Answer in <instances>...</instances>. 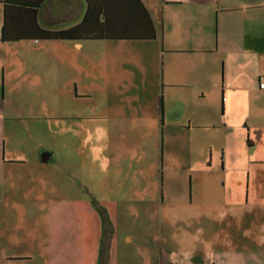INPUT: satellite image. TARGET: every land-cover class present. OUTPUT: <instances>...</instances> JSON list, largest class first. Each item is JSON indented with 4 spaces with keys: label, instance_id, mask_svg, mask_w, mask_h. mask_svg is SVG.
<instances>
[{
    "label": "crops",
    "instance_id": "1",
    "mask_svg": "<svg viewBox=\"0 0 264 264\" xmlns=\"http://www.w3.org/2000/svg\"><path fill=\"white\" fill-rule=\"evenodd\" d=\"M90 2L88 16L85 0H40L34 10L38 26L69 31L75 39L27 35L31 8L10 5L6 29L20 38L1 40L0 0V264H264V0ZM151 54L160 60L154 85L160 109L158 100L141 97L139 70ZM130 65L136 72L129 83ZM65 88L67 99L58 93ZM130 88L129 100L111 93ZM91 90L110 94L100 96L94 111H83L78 94L91 96ZM83 118L95 121L90 153L116 172L112 187L123 197L121 210L116 205L82 213L65 169L62 178L56 171L51 177L47 163L56 150L44 144V121ZM178 135L189 139L182 150L189 156L187 184L193 177L205 184L217 180L227 195L193 201L209 222L192 245L191 197L183 203L140 200L142 210L132 211L158 219L154 229L158 237L162 233L163 247L150 235L142 238L148 258H118L117 218L125 204L137 202L134 175L147 145L154 157L155 144L161 151ZM65 138L60 131L57 143ZM169 169L180 166L173 162ZM162 181L164 176L159 190ZM51 204L56 209L46 211ZM181 231L188 238L181 239ZM123 240L131 243L132 237L124 234ZM89 247L98 256L81 259Z\"/></svg>",
    "mask_w": 264,
    "mask_h": 264
},
{
    "label": "rangeland",
    "instance_id": "2",
    "mask_svg": "<svg viewBox=\"0 0 264 264\" xmlns=\"http://www.w3.org/2000/svg\"><path fill=\"white\" fill-rule=\"evenodd\" d=\"M130 61L132 62V60ZM185 62L189 63V59ZM130 66L131 70H128L127 75L129 83L134 82L133 79L136 72L132 65ZM159 69V57L151 54L139 70V76L141 75V86L143 88L141 97L155 103H157L158 100V90L154 89V85L158 81ZM92 88V85L91 87L90 84L87 85V89ZM58 93L60 97L61 94H63L67 99L69 91L65 88L60 89ZM90 93L92 94L91 96H88L89 94H84V96L80 93L78 94L80 95L78 99L81 100V102L84 101L82 105L83 111H94L100 96L102 94H110L109 92H100L99 90H91ZM111 93L115 94L119 101L129 100L134 97L131 88L126 91ZM44 122L48 124L47 127H43L44 133H47V138L44 139V144L47 145V147L56 150L55 155L47 163L50 168L51 177L54 176L55 171L58 177H61L62 167L65 169L66 185H69V183L74 184L76 186V195L80 194L82 200V213H86L88 210L99 212L103 208L111 211L116 205H119L118 209L121 210L120 206L123 197L118 194L116 195L117 190L115 187H112L117 182L116 172L106 171L104 165L100 163L99 158L90 153V122L95 121H90L89 118H83L64 121L50 119L49 121L46 120ZM64 122V127H61ZM101 124L103 123L98 124L99 130L102 128ZM62 130L65 132L66 138L58 144L57 136ZM147 140H149V136L147 137ZM170 140L171 139L168 140V143L165 142L164 146L162 145L161 151L159 144H155V148L153 149V153H155L154 157L150 156V148L147 145V158L143 160L144 164L140 166V170H136L137 173L134 175V180L137 179L139 185L133 186L132 192L134 196L131 197L132 200L137 202H129V204H125L127 206V211L122 214L119 213V218H117V240L118 246L121 249L118 252V258H126L130 260H142L148 258V252L146 251L142 238L148 239L150 235L154 241L159 238L161 247H163V235L161 233L158 237L157 229H154V226L158 223V219L151 217L145 220L142 218V214L132 211L136 209L138 211L142 210L140 207V200H144L145 198H164L165 200H169L170 198L183 203L187 202L188 198L191 197L192 203L189 205V210L193 213L191 214L192 217L189 221L188 227L189 245H192L194 242H197L200 237V227H202V224L205 225L206 222H209L207 218L204 220L200 217V212H204V209L200 205H193V201H197L200 198H222L227 195L226 188L219 186L217 180L205 184L197 182L193 177L191 184H187L186 170H184V168L186 167L185 159L187 157L189 158V156L182 150L184 149V143H187L189 139L183 135H178L176 139L172 138L171 143ZM101 141L100 139L98 140L99 146ZM59 148L62 151L60 154L59 151H57ZM164 149L168 150V152L164 153ZM163 157L165 158L164 162ZM160 159H162L161 165ZM173 162L177 163V166H180L178 172L174 170L175 168L172 170L169 169ZM192 174L195 177L203 176L201 175V172L198 171H193ZM160 176L161 180L164 176V181L161 182V190L158 188L160 184ZM132 177L133 176H130L129 179ZM107 182L111 186V189H107ZM68 191L69 187L66 186V192L68 193ZM51 195H53V192ZM134 204L137 208H133ZM55 209L56 206L51 204L49 210L46 211H54ZM124 234H128L132 237L131 243H127L123 240ZM186 236L188 238V235L181 231L180 238L184 240ZM98 254L97 250L93 247H89L81 252L80 257L81 259H93L96 258Z\"/></svg>",
    "mask_w": 264,
    "mask_h": 264
},
{
    "label": "trees",
    "instance_id": "3",
    "mask_svg": "<svg viewBox=\"0 0 264 264\" xmlns=\"http://www.w3.org/2000/svg\"><path fill=\"white\" fill-rule=\"evenodd\" d=\"M2 2H3V22H2V27H1V40H17L20 38V36H12L8 34L7 29H6L8 28L12 20L10 16H8V7H10V5H13V6L28 5L31 8L32 12L30 16L32 20L31 19L30 20H31L32 27H31V31L27 35L33 38H36V39H54V38L75 39V37L71 36L69 31H49V30H45L41 28L40 26H38L35 20L34 10L39 5L40 0H33L29 3L23 2V1H17V0H2ZM85 2H86V14H87L85 16H88L91 2L90 0H85ZM24 37H26V35ZM84 37H89V36L85 34ZM146 38H153V32L149 34ZM158 102H159V109H160L161 107V97L160 96L158 98Z\"/></svg>",
    "mask_w": 264,
    "mask_h": 264
},
{
    "label": "built area",
    "instance_id": "4",
    "mask_svg": "<svg viewBox=\"0 0 264 264\" xmlns=\"http://www.w3.org/2000/svg\"><path fill=\"white\" fill-rule=\"evenodd\" d=\"M259 87H260V88H264V82H260V83H259Z\"/></svg>",
    "mask_w": 264,
    "mask_h": 264
}]
</instances>
